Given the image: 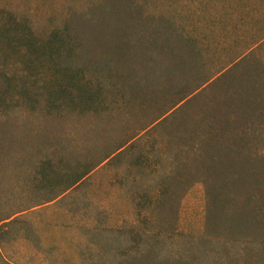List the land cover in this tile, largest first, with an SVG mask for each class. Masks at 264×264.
I'll list each match as a JSON object with an SVG mask.
<instances>
[{
    "label": "rangeland",
    "instance_id": "374dc122",
    "mask_svg": "<svg viewBox=\"0 0 264 264\" xmlns=\"http://www.w3.org/2000/svg\"><path fill=\"white\" fill-rule=\"evenodd\" d=\"M10 1L25 8L38 6L40 12H48L49 4L58 18L75 14L80 21L73 18L69 31L56 32V48L51 50L56 64L35 57L37 52L24 54L19 45L9 67L20 79L10 89L8 117L0 121V172L6 171L5 181H33L30 191L41 198L60 194L25 218L26 238L7 237L12 252L8 254L14 258L19 254V264H90L93 259L100 264L102 256L113 264L122 251V237L112 229L142 222L144 205L134 196L145 189L162 196L160 202L153 201V193L151 205H159L171 222L160 238L180 242L187 233H200L207 213L205 184L196 179L186 185L198 161L195 151L184 144L190 136L215 135L208 148L211 156L238 164L251 180L264 178V116L249 108L243 124L236 116V122H225L219 114L211 131L206 123L214 112H221L214 103L215 95L222 93L223 78L215 75L204 84L189 83L190 77L176 74L168 80L160 70V48L152 40H161L166 28L161 17L166 16L179 28L205 34L204 44L210 48L218 47L223 35L231 38L242 29L234 18L239 0H106L94 18L86 15L90 0ZM241 12L248 14L244 7ZM41 15L37 14L46 24ZM13 33L5 29L0 35L1 52L12 51ZM33 81L52 87L51 119L38 120L37 108L21 99L20 85L31 88ZM39 129L44 131L42 139ZM133 135L126 145L136 142L133 151L145 152L141 165H131L127 155H111L77 188L61 194L96 162L104 147ZM190 150L193 154L187 157ZM176 153L180 155L175 157ZM165 190L171 198L163 194ZM94 217L106 229L97 238L86 224ZM95 240H100L96 247L91 243ZM135 253L129 250L127 255Z\"/></svg>",
    "mask_w": 264,
    "mask_h": 264
},
{
    "label": "trees",
    "instance_id": "16d2710c",
    "mask_svg": "<svg viewBox=\"0 0 264 264\" xmlns=\"http://www.w3.org/2000/svg\"><path fill=\"white\" fill-rule=\"evenodd\" d=\"M104 1L106 0H90L86 15L94 18L102 10ZM242 1L245 3L242 4ZM243 7L247 10V15L241 12ZM47 8L48 12H43L44 9L40 12L38 6L25 8L10 0L0 2V35L5 29L14 31L13 52H1L0 49V121L8 117L10 89L20 79L9 72V67L16 60L14 54L18 53L17 47L23 45L24 54L37 52L35 57H45L49 64L54 65L57 61L51 50L55 51L56 48V32L59 29L69 31L73 18L79 21L75 14L58 18L53 7L50 8L48 4ZM37 14H44L40 17L45 16L47 23ZM234 18L242 29H238L231 38L223 35L220 40L222 44L218 47L210 48L208 44H204L207 41L205 34L179 28L173 18L166 16L161 17V22L166 27L161 32V40L156 43L152 39L160 48L157 52L163 57L160 59V70L164 71L168 80L176 74L190 77L189 83L203 81L204 84L215 75L223 78L222 95H215L217 100L214 103L219 108L217 111L221 112H214V116L206 123L211 131L214 123L219 122V114L225 117V122H236V116L237 121H242L243 124L248 119L249 108L264 116V0L237 1ZM26 35L29 37L25 42ZM30 85L31 88L20 85L23 88L19 91L21 99H26L33 109L37 108L38 120L51 119L55 109L52 87L45 83L38 86L35 81ZM43 132L37 130L38 139H42ZM139 133L141 131L136 135ZM136 135L111 148L104 147L102 154H97L96 162H92L90 168L77 176L61 194L77 188L86 174L111 155L112 158L127 155L131 165H141L145 152L133 151L136 142L126 145ZM190 137L184 140V144L195 152L193 154L190 150L187 157L193 154L198 161L195 172L187 177L186 185L191 186L196 179L205 184L207 213L203 230L198 234L187 233L180 242L171 237L160 238L162 232L169 231L171 222L157 209L159 205H151L153 201L160 202L162 196L152 192V189H145L134 196L144 205L142 222L119 225L112 229L122 237V251L113 264H264V178L251 180L238 164L211 156L208 148L213 146L215 135L199 136L196 139ZM23 154H27V151ZM176 155L179 156L180 153H176L175 157ZM170 157L177 161L174 155ZM256 168L253 165V169ZM5 173L4 170L0 172V264H19V254H13L17 255L16 258L8 254L12 253L8 243L26 238V226L22 225L25 218L34 212L35 207L60 194L41 198L39 194L30 191V187L35 186L33 181L27 178H22L20 183L14 179L5 181ZM250 184L251 188L248 190ZM18 185L27 190L21 187L19 189ZM252 190L257 192L256 196ZM164 193L171 198L168 190ZM86 224L95 238L106 232L96 217L87 220ZM8 236L12 239L8 240ZM91 243L96 247L100 240ZM129 250H135L136 253L128 257ZM100 260V264H107L103 256ZM90 264L98 262L93 259Z\"/></svg>",
    "mask_w": 264,
    "mask_h": 264
}]
</instances>
